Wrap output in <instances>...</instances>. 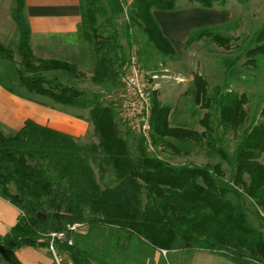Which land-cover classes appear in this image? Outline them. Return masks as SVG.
<instances>
[{
    "label": "trees",
    "instance_id": "obj_1",
    "mask_svg": "<svg viewBox=\"0 0 264 264\" xmlns=\"http://www.w3.org/2000/svg\"><path fill=\"white\" fill-rule=\"evenodd\" d=\"M179 1L135 0L124 14L115 12L110 1L81 0L78 32L92 59L91 82L101 92L64 83V76L70 80L84 76L78 65L36 57L26 0L16 1L12 17L18 27L17 47L14 50L0 43V60L16 66L20 87L29 94L20 97L88 120L93 125V140H80L33 120H27L17 132H5L0 123V194L21 213L11 231L0 236V253L7 264H23L17 256L19 250L48 248L51 233L68 231L75 224L110 233L118 230L130 242L137 239L166 255L204 250L236 264H264V215L260 213L261 209L264 214V121H257L259 116L264 118V105H258L250 121L247 96L229 93L232 84L228 78L212 89L209 79L197 74L186 96L194 114L205 112L199 132L173 126L172 106L162 105L155 91L153 138L159 150L152 154L144 138L122 122L119 108L105 99L108 93H103L120 88L131 55L137 51L138 32L148 46V52L137 51L145 62L150 51L162 59H178L154 11H175ZM183 1L225 9L230 0ZM126 16L121 32L117 22ZM227 27L201 28L189 37L187 47L208 39L231 49ZM251 42L254 47L244 50L247 65L252 73L261 72L264 25ZM236 63L233 59L230 65ZM0 85L13 92L1 81ZM229 133L238 137L234 154L225 141ZM172 140L194 143L210 156L219 157L231 167V178L221 163L177 165L160 157L170 148L187 154ZM250 202L260 209L251 211ZM252 215L258 227L253 225ZM69 236L74 245L58 243L59 248L74 264H94L96 256L81 248L77 231Z\"/></svg>",
    "mask_w": 264,
    "mask_h": 264
},
{
    "label": "rangeland",
    "instance_id": "obj_2",
    "mask_svg": "<svg viewBox=\"0 0 264 264\" xmlns=\"http://www.w3.org/2000/svg\"><path fill=\"white\" fill-rule=\"evenodd\" d=\"M186 3L187 2L183 0L179 1V5L182 6H184ZM226 7L228 10V21L226 24L228 26V32L226 34L228 37H232L231 49L222 48L211 40L202 39L201 41L194 43L190 49H187L186 52L182 53L183 51H181L180 55L182 59L180 61H174L173 59H162L159 58L157 53L150 51L148 54L149 60H147L146 63L138 53L144 49H146L148 52L146 40L143 34L140 32H138L135 36L136 50L138 51L137 53L141 59L142 66L144 65L143 67H145L146 70H149V72H154L161 76V78L157 81L158 84L159 81H165L166 83L169 82L162 91V97L164 99V104L171 105L174 109V114H172L171 118L173 126H186L201 132L203 128H201L199 122L201 119H203L205 114L204 111H197V114L193 113L192 101L189 96L183 95L181 98L178 97V85H176V82L179 79L177 78V75H183L188 84V82H191V77L193 78V76L201 74L209 79L212 89H214V86L223 84L224 80L228 78L232 84L228 90L229 93L232 92L233 94H238L239 96H247L249 101L245 108L250 116V121L252 120L258 105H264V67H261V72L252 73L249 70L251 68H249L247 65L249 58L244 52V50L248 47H254L255 43L251 42V40L256 37L257 32L264 25V0H244L243 2L230 0ZM129 11L130 10L128 9V13ZM127 21L128 20L126 16V18L121 17L119 22H117L121 32ZM123 41L126 42V39L124 38ZM233 59H235L237 63L230 65ZM17 60H20L18 56ZM92 70L93 65L92 62H90L83 71V77L80 79L70 80L68 77L64 76V83L71 84L89 92H101L102 89L98 86H95L91 82ZM0 74L3 75V78H0V81L13 91L11 93L5 89L7 92L12 95H16L17 97L29 95L22 87H20L18 72L15 65L7 61L0 60ZM50 76H52V74ZM0 87L3 88L1 85ZM103 93L111 92L103 91ZM23 99L31 101L27 97ZM70 116L76 118L72 115ZM83 121L89 124V129L88 131L86 130L83 136L76 138L91 142L93 140V125L88 120ZM257 121L260 123L264 121V118L259 116ZM0 123L5 132H17L8 126L6 127V125H4L2 122ZM221 129L224 131L223 126ZM225 141L227 142V149L230 154H234L238 141L237 135L234 133H229L227 134ZM173 144L175 146L178 145L177 147L183 152H187V154H177L174 149L170 148L162 154H159V156L164 157L171 163L177 165L193 163L196 166H205L207 164L221 163L223 166L222 169L226 173L227 178H231V167L227 163H223L219 157L210 156L207 151H205V149L195 145L194 143L183 144L173 141ZM261 161L264 163V156L262 157ZM249 206L253 212H256L257 209H260L258 207L256 208V206L251 202L249 203ZM260 213L261 215H264L261 209ZM251 221L254 226L258 227L257 221H255L253 215ZM112 232L114 234L107 231L104 232L100 228H94L90 230L89 228L85 227L77 232V235L79 236L82 243L81 248L84 251H87L89 255L94 257L96 256V260L98 258L100 259L99 261H93L94 264L193 263L191 254L177 252L166 255V253L149 245L143 246L141 241L137 239H133L132 242H130V239L127 238L128 236H121L118 230L114 229ZM24 249L37 251L32 253H35L39 258L44 259L45 263L47 259L48 264H55L48 248L27 246ZM105 252H107L108 257H110L109 259H107V255L105 256ZM100 256H102L103 259ZM21 257L23 259V256ZM21 262L25 264L22 260ZM0 264H7L1 253Z\"/></svg>",
    "mask_w": 264,
    "mask_h": 264
},
{
    "label": "crops",
    "instance_id": "obj_3",
    "mask_svg": "<svg viewBox=\"0 0 264 264\" xmlns=\"http://www.w3.org/2000/svg\"><path fill=\"white\" fill-rule=\"evenodd\" d=\"M16 1L0 0V43L13 49L17 47L18 38V27L12 17ZM108 1L115 12L122 11L126 14L135 0H106V4ZM81 9V0H26V14L32 30V48L36 57L74 63L82 71L85 70L92 59L78 32L82 21ZM227 11V7L202 8L186 3L184 6L178 4L175 11H154V16L178 55L175 61H180L181 51L184 53L190 49L187 47L189 37L207 26L226 25ZM177 78V94L181 98L190 90L194 76L188 84L183 75H177ZM168 83L159 81V88L156 90L162 105H167L164 104L162 91ZM173 112L174 109L172 114ZM27 120L74 137L83 136L89 129V124L83 120L17 97L0 87V122L14 131H19ZM20 217V211L0 194V236H6ZM82 229L83 227L78 231ZM24 250H19L17 256L25 264H48L47 259L45 263L44 259L32 253L37 251ZM191 255L192 264H236L224 256L204 250Z\"/></svg>",
    "mask_w": 264,
    "mask_h": 264
},
{
    "label": "built area",
    "instance_id": "obj_4",
    "mask_svg": "<svg viewBox=\"0 0 264 264\" xmlns=\"http://www.w3.org/2000/svg\"><path fill=\"white\" fill-rule=\"evenodd\" d=\"M161 76L146 70L141 63L137 51H133L126 72L121 78L118 90L105 95L109 103L115 104L123 123L136 135L146 141L149 151L157 153L159 150L154 145L153 138V94L159 88L157 81ZM83 227L75 224L68 227V231L76 232ZM68 231L51 233L48 237V249L55 264H74L71 256L59 248L58 243L74 245V239Z\"/></svg>",
    "mask_w": 264,
    "mask_h": 264
}]
</instances>
